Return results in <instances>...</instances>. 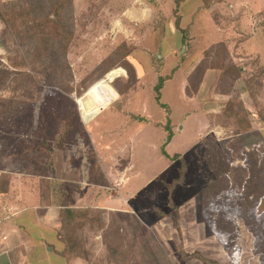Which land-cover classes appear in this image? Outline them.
<instances>
[{"label": "rangeland", "instance_id": "rangeland-1", "mask_svg": "<svg viewBox=\"0 0 264 264\" xmlns=\"http://www.w3.org/2000/svg\"><path fill=\"white\" fill-rule=\"evenodd\" d=\"M12 1L17 0H0V9ZM41 1L47 12L52 0ZM240 2L225 0L218 6L221 12L213 10L220 15L218 18L211 10L213 4L210 12L202 6L196 11L199 0H72L63 12V23L73 34L71 44L65 56L54 51L42 61L35 53L37 34L32 39L25 38L22 45L21 38L0 23V171L25 175L29 183L42 182L50 174L58 178L60 190L67 193L81 180L79 175L86 165L87 182L95 196L113 198L118 193L134 191V197L127 201L143 225L131 223L126 234L136 246L137 260L121 230L117 231L116 218L89 208L74 210L77 217L62 230L67 233L64 240L67 238L70 250L83 257L94 256L93 264H188L189 260L193 264H214L196 253L185 255L178 250L176 239L174 254L171 253L163 237L169 234L165 221L175 234L182 223L186 226L188 217L183 213L191 211L187 229L195 235L201 230L190 205L197 203L193 194L204 185V202L214 204L209 208L211 214L228 221L210 228L221 232L229 243L242 233L253 235L254 252L262 256L264 264V211L259 210L264 196V166L260 162L254 165L252 151L261 159L256 147L244 138L235 139L245 133H234L235 118L223 115L228 94H232L231 98L238 96L233 85L237 76L234 67L239 62H233L237 59L233 50L241 44L238 41L247 28L231 21L240 16L236 6ZM255 2L248 1L254 12L264 8V0ZM244 12L250 30L264 35V13L256 17L247 8ZM179 14L180 24L176 27ZM211 21L219 31L213 32ZM205 27L210 28V34ZM214 40L228 46L227 55L225 52L224 58H219L217 54L222 50L220 43L215 44L206 51L209 55L203 53L199 68L205 70L221 63L223 73L216 79L209 76L199 92L202 79L198 85L196 77L200 72L196 70L186 88L190 104L186 103L185 70L191 62L197 63L200 50ZM177 66L180 70L161 91V102L170 107L176 127L165 150L183 158L170 163L160 155L166 133L155 124H164L165 113L154 100L152 87L158 75H169ZM245 81L243 78L237 84L243 91ZM96 85L101 86V100L89 95ZM82 89L86 90L84 95L77 97ZM87 96L90 97L84 106L81 100ZM97 101L104 105L99 108ZM203 108L211 113V132L206 136H202L208 125ZM88 109L98 113L91 118L94 113L88 115ZM132 116L148 121L133 120ZM65 129L68 131L63 136ZM238 159L243 161L238 164L243 168L237 166L235 171L231 164ZM217 164L221 167L217 168ZM203 165L206 177L203 170H198ZM129 166L127 176L121 177L118 172ZM178 202L189 208L183 209L181 222L171 206ZM138 207L146 214L140 213ZM234 219L241 222L233 224ZM158 221L162 226L157 225ZM117 232L122 235L119 239ZM91 236H100L103 243L98 256L96 242L90 245L87 241Z\"/></svg>", "mask_w": 264, "mask_h": 264}, {"label": "crops", "instance_id": "crops-1", "mask_svg": "<svg viewBox=\"0 0 264 264\" xmlns=\"http://www.w3.org/2000/svg\"><path fill=\"white\" fill-rule=\"evenodd\" d=\"M199 1L200 5L197 6L198 8L196 11H198V9L202 6L204 11L210 12L209 9L211 6L205 7L203 3L204 0ZM224 1L225 0H221L220 3L213 4V8H211V10H218L221 12L218 6H220L222 3L224 4ZM248 1L252 4L256 3V0H242L243 3L240 2V4L236 5L240 11L239 18L236 16V18L231 21L241 24V26H245L247 28V31L244 32L245 36H243V39L238 41V43L241 44L238 47L236 44V47H234L235 50H233L237 52V59H235L233 62H239L236 63V65L237 67H240V73L235 78L233 88L237 89L236 94L241 99L247 112L248 130L245 133L237 135L235 139L240 137L242 139L244 138L250 142V145L256 147L255 149L261 156L259 162L264 166V35H261V33L259 34L258 31H254L253 28L250 30L248 20H246L248 17L244 14L245 8H247V10L252 15H257L258 13L264 11V8L254 12L249 6ZM195 9L196 7L193 8L192 12ZM177 13H179L178 8ZM179 17L181 18L180 14ZM0 23L2 24V22ZM211 23L213 32L219 31L213 21H211ZM2 26L4 27L5 25ZM205 29H207L209 34L211 33L209 27H205ZM188 32L191 33V31ZM219 43H223V41L214 40L208 42L207 45L205 44L206 46L204 45V50H200L199 52L197 63L199 64L203 60V53L208 51L211 46ZM226 48L228 51L227 45ZM229 49H231V47ZM195 65H192L191 62L185 70V85L183 93L186 103H189V99L187 100L186 95L188 77L193 72ZM179 67L180 66H177L170 70V73L172 70H174L172 77L174 73H177L180 70ZM219 74L220 70L218 69L214 70L212 68H208L205 70L204 76L199 86V92L204 89L203 85L210 78L209 76H212L214 79H216ZM243 78H246V81L248 83H252V85L254 82L253 79L257 78L259 81V86L253 85L254 87H252V85L249 86V84L247 85L246 83L245 85L243 84V91V89L237 85L238 82L241 83ZM243 92L245 93L243 94ZM114 94L116 95V93H112V96ZM231 97L232 94H228V98L226 100H229ZM191 102L194 103V101ZM201 110L208 118V125L204 130L205 134L202 135L206 136L211 132L209 128V119L211 117V113L205 108ZM93 112L94 111H92V109H88L87 114L89 115ZM97 113L98 112L96 111L91 118H93ZM187 114L185 116H187ZM171 125L174 132L176 127L172 121ZM233 125L235 126V129H232L236 130L238 125L235 120ZM101 128L102 127L99 129ZM102 143H105V141ZM249 149L250 148H246V151H249ZM173 155L169 154V156ZM178 155L179 158L176 160H166L170 163H174L179 159L182 160V156H180V154ZM240 162L243 161H240V159L233 161L231 164V169L233 168V170L235 169L236 171V167ZM130 167L131 166L127 168L125 167L122 171L118 172V174L121 177L127 176L128 172L130 171ZM238 168L242 169L243 166L240 165ZM198 170L199 172H202L203 170V175L206 177L205 165L201 166ZM209 175H211V173ZM25 178V175H19L15 172L13 173L7 170L0 171V264H93L94 256L87 258L88 256L83 257L82 255L76 254L74 250H70L69 245L62 237V221L60 216L61 210H79L88 208L91 210L95 209L106 211L108 213L107 215L111 214L114 216V218H116L117 224L120 227V230L127 240L130 248H132L136 260L138 259V255L135 251L136 246L132 244L126 234V230L130 228L131 223L142 224L140 216L137 214L135 209L133 210L129 206L130 204L127 201L128 198L134 197V191L132 192L127 190L126 193H118L119 196L113 198H106L105 196H100L98 194L95 196L93 187H90L87 182L88 175L86 165L85 169L83 166V171H81V174L79 175L81 180L73 188V190L67 189V193H64L60 190L59 180L56 176L47 174L44 176V179H42V182L39 183H29V181H27L28 179L26 178L27 180H25ZM117 181L119 180L117 179ZM43 182H48L49 184V187H46L48 194L44 191L45 187L43 186ZM203 182L205 181L203 180ZM121 184L122 183L119 185L121 186ZM120 186L118 189L121 192V188L124 186V184L122 187ZM204 187L205 186L203 185L199 191H196V193L193 194L196 195L197 203L190 205V208L194 210V215L198 217L199 225L202 227L200 231H197L196 235L187 229V224L189 223L188 219L191 216L190 214L192 211H189L190 214L188 212L183 213L184 217H188L187 220L184 221L186 226L183 227V223L181 225L179 224L180 229H175V234H172L173 230H171L170 224L165 221V226H167L169 229V234L165 233L166 235L163 237H165V243L169 246L171 253L175 251L173 242L176 239L175 241L178 242L179 246L178 250L180 248L185 255L196 253L199 258H205L208 261H212L214 264H261L262 256L254 252L255 239L253 235L249 233H242L240 238L238 237L236 240L229 243L225 241L221 232L215 228H210L212 225H222V222L228 221L218 218V214H211V209L209 208H212L214 204L204 202L202 192V190L205 189ZM171 206L172 210L176 213L177 221L180 220L181 222L183 209L188 211V205L186 208L184 207L183 203L178 202L175 205L171 203ZM137 209L140 211V207ZM260 209L264 211V196L262 197L261 203L259 205V210ZM206 210H210L209 214H211V216L206 212ZM141 212L142 214H146L145 209H142L140 213ZM232 222L233 224L237 225L241 221L234 219ZM162 224L163 223L160 221L157 222L158 226H162ZM87 241L90 242V245H92V242H96L95 245L99 250V252L96 253V256H98V253H101L103 247L100 236H91ZM90 253H92V251H90ZM85 255H87V253ZM167 257L168 255L166 258ZM188 264H193L192 260H189Z\"/></svg>", "mask_w": 264, "mask_h": 264}, {"label": "trees", "instance_id": "trees-1", "mask_svg": "<svg viewBox=\"0 0 264 264\" xmlns=\"http://www.w3.org/2000/svg\"><path fill=\"white\" fill-rule=\"evenodd\" d=\"M220 2L221 0H204L203 1L205 7H209L212 4H217ZM71 3H72V0H52V3L50 4L48 11L45 12L46 5L41 0L12 1L8 3V5L5 8L0 9V21L5 25V27L10 33H12L15 37L21 38L22 45L26 41L25 38L32 39L37 34L40 43L39 42L37 43V47L35 48V51H36L35 53L37 54V57L40 61H42L43 58L47 59L48 56H50V53H53L54 51L59 53L61 56H65L71 44L73 34H72L70 27H68L66 23L65 24L63 23L64 22L63 12H64V9L67 6H69ZM216 12L214 13V16L218 15ZM263 13L264 11L258 13L256 17L263 15ZM217 17L219 18L220 15ZM18 21H20V24L17 23ZM175 24H176V27L179 26L180 24L179 16L177 17ZM181 33L183 32L181 31ZM219 45H220V49L222 50V52H219L217 55L219 56V58H224L225 52L227 55L226 45L224 43H220ZM205 53H206V56L209 55V52H205ZM220 53L221 54L223 53V55H220ZM201 62L198 64L197 67L194 68L193 72L191 73V75H193V73L196 70L197 72H200L199 77H196L197 84L198 83L200 84V81L204 76L205 70L208 69V68H205V70L204 69L200 70L199 65L201 64ZM126 63H123V64L127 65L128 63L127 64ZM32 66L34 68V63L32 64ZM42 66H43V63L41 62V65L39 67L41 68ZM209 68H212L214 70L218 69L220 70L221 74L223 73L221 63H219V66H217L216 64ZM156 71L158 72L159 70L156 69ZM173 72L174 70H172L171 73L166 76L158 75L157 81L155 84H153V87H152L153 98L156 101L157 105L165 113L164 124H160V123L155 124L157 127H161L166 133L163 143L161 144V147H160V155L170 161L178 159L179 155L176 154L173 156H169V154L165 150L166 146L170 143L174 135V132H173V127L171 125V120H170V108L167 104L161 102V90L163 88L164 82L172 78ZM234 72L238 76L240 73V67H237V66L234 67ZM191 75L188 77V83L191 81ZM253 81H254L253 82L254 86H259V81L257 78H254ZM248 84L249 86L252 85V83L247 82V85ZM253 85L252 87H254ZM193 87L194 89H197V86H193ZM85 91H86L85 89H82L79 93L76 94L77 97H82ZM186 93H187V89H186ZM123 102L124 101H122V103ZM122 103H119L118 106H120V104L122 105ZM224 114L235 118L238 128L236 129L234 133L239 134L240 132H246L248 130L247 129L248 128L247 127L248 126L247 112L243 106L241 99L238 96L235 98H230L229 100L225 102L223 115ZM132 119L140 121V122L148 121L147 118L138 117V116H132ZM59 126H61L60 122H59ZM67 131L68 130L65 129V132L62 135L66 136ZM58 134H60V131ZM250 155H252L254 158V165L258 166V163L260 160L258 159L259 156L258 155L256 156V153H254L253 151ZM218 166L221 167L219 164H217V168H219ZM43 186L45 187L44 191L47 193L46 187H49L48 182H45V183L43 182ZM253 192L254 191H252L251 193ZM60 216H61V221H62L63 232L66 229V225L70 224L72 219L77 217L76 211L74 210H61ZM116 229L117 231H120L118 224H117ZM66 234L67 233L65 234L62 233V237L64 238ZM117 234H118V237H117L118 239L119 237L120 238L122 237L121 233L117 232ZM65 241L67 242V238Z\"/></svg>", "mask_w": 264, "mask_h": 264}, {"label": "bare ground", "instance_id": "bare-ground-1", "mask_svg": "<svg viewBox=\"0 0 264 264\" xmlns=\"http://www.w3.org/2000/svg\"><path fill=\"white\" fill-rule=\"evenodd\" d=\"M89 92V91H88ZM87 92V93H88ZM89 95H96L100 100L102 98V94H101V86L100 85H96V86H93L92 89L90 90V94ZM90 96H87L86 98L82 99L81 100V103L85 106L86 105V101L87 99L89 98ZM97 105L99 106H102L104 105V103L102 104L101 101H97ZM94 113V112H93ZM92 113V114H93Z\"/></svg>", "mask_w": 264, "mask_h": 264}]
</instances>
